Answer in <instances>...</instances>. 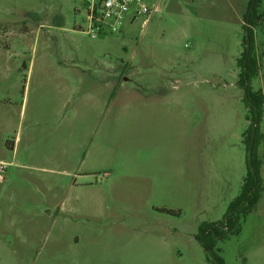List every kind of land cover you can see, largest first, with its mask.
<instances>
[{"label":"rangeland","instance_id":"374dc122","mask_svg":"<svg viewBox=\"0 0 264 264\" xmlns=\"http://www.w3.org/2000/svg\"><path fill=\"white\" fill-rule=\"evenodd\" d=\"M249 1L152 0L92 38L85 0H0V264H213L195 235L247 174ZM254 30L264 91V16ZM259 155L227 264H264Z\"/></svg>","mask_w":264,"mask_h":264},{"label":"trees","instance_id":"16d2710c","mask_svg":"<svg viewBox=\"0 0 264 264\" xmlns=\"http://www.w3.org/2000/svg\"><path fill=\"white\" fill-rule=\"evenodd\" d=\"M261 3L262 0L249 1L248 10L245 15L246 24H244L245 34L243 43L245 47L242 56L238 60L241 68L238 83L245 90L243 101L247 108L246 120L250 121L243 132V142L247 153V174L244 177L239 194L229 203L224 217L216 221L202 222L195 235L213 264H227L216 253V250H219L217 244L220 240L241 232L243 222L255 210L263 191L261 178L262 160L259 155V149L264 140V134L261 130L264 114V91L254 89L252 86V80L258 76L260 69L259 58L255 51L254 29L259 25L260 20L264 16L259 10ZM251 146L252 157L250 160L249 152ZM161 210L174 213L173 210Z\"/></svg>","mask_w":264,"mask_h":264},{"label":"built area","instance_id":"2783aa9c","mask_svg":"<svg viewBox=\"0 0 264 264\" xmlns=\"http://www.w3.org/2000/svg\"><path fill=\"white\" fill-rule=\"evenodd\" d=\"M153 5L152 0H85L86 25L80 29L92 38L118 33L126 21L151 14ZM4 166L0 165L1 171Z\"/></svg>","mask_w":264,"mask_h":264},{"label":"water","instance_id":"95a60500","mask_svg":"<svg viewBox=\"0 0 264 264\" xmlns=\"http://www.w3.org/2000/svg\"><path fill=\"white\" fill-rule=\"evenodd\" d=\"M253 139H254V136H253ZM251 157H252V146L250 148V152H249V159L251 160Z\"/></svg>","mask_w":264,"mask_h":264}]
</instances>
